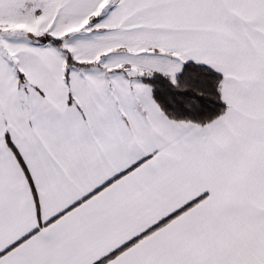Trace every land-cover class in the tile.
Returning <instances> with one entry per match:
<instances>
[{"label": "snow or ice", "instance_id": "6c2138e0", "mask_svg": "<svg viewBox=\"0 0 264 264\" xmlns=\"http://www.w3.org/2000/svg\"><path fill=\"white\" fill-rule=\"evenodd\" d=\"M0 264H264V0H0Z\"/></svg>", "mask_w": 264, "mask_h": 264}]
</instances>
